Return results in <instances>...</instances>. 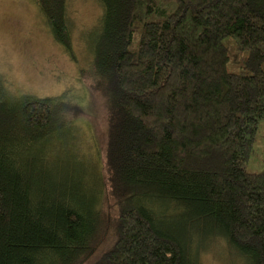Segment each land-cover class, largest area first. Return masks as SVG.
<instances>
[{"label": "trees", "instance_id": "16d2710c", "mask_svg": "<svg viewBox=\"0 0 264 264\" xmlns=\"http://www.w3.org/2000/svg\"><path fill=\"white\" fill-rule=\"evenodd\" d=\"M33 1L71 50V0ZM95 2L82 75L106 157L85 149L78 101L0 79V264H264V169L247 170L264 0Z\"/></svg>", "mask_w": 264, "mask_h": 264}, {"label": "rangeland", "instance_id": "374dc122", "mask_svg": "<svg viewBox=\"0 0 264 264\" xmlns=\"http://www.w3.org/2000/svg\"><path fill=\"white\" fill-rule=\"evenodd\" d=\"M69 11L73 22L71 50L54 39L33 0H0V79L13 96L67 95L70 101H78L85 112L79 136L86 141H82L85 149L99 150L102 161V156L106 157L107 121L82 75L91 59L86 36L102 10L95 0H71ZM263 169L264 122L247 165L252 173ZM107 232L105 228L100 238L106 240Z\"/></svg>", "mask_w": 264, "mask_h": 264}]
</instances>
